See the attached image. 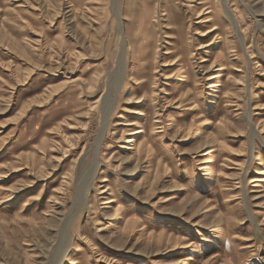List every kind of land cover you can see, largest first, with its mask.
<instances>
[{"label": "rangeland", "instance_id": "obj_1", "mask_svg": "<svg viewBox=\"0 0 264 264\" xmlns=\"http://www.w3.org/2000/svg\"><path fill=\"white\" fill-rule=\"evenodd\" d=\"M176 1L118 89L111 0H0V264H264V0Z\"/></svg>", "mask_w": 264, "mask_h": 264}, {"label": "bare ground", "instance_id": "obj_2", "mask_svg": "<svg viewBox=\"0 0 264 264\" xmlns=\"http://www.w3.org/2000/svg\"><path fill=\"white\" fill-rule=\"evenodd\" d=\"M165 4H162L163 5V7L166 9V11H167V14L168 13H170V15L171 16H173V15H176V17H177V13H178V11L180 10L179 9V4H178V2L176 1V0H162ZM171 2H173V3H171ZM221 2H222V6H223V11H224V13H225V16H226V19L228 18L229 20H230V22L232 23V24H235V26H238V23H236L237 22V17H236V14H235V12L233 11V9L231 8V6H230V2H229V0H221ZM111 3H112V8H113V11H114V13H115V16H116V18L118 19V21H119V24H120V29H121V43H120V47H119V49H118V53H117V72H116V80L118 81V89H120L121 88V86L122 85H124V83H126V81L129 79V78H135L133 75H132V73L131 72H134V71H132V68H130V64H129V59H130V56H131V43H130V41H129V39H128V35H127V28L126 27H129V28H132V29H130L129 30V32L131 33V34H133L134 32V30H135V28L133 29V27L131 26V18H129L130 17V15H132L131 14V10H129L130 12H127L126 13V17L127 18H124V16H123V12H122V10H121V8H120V3H119V0H111ZM246 6H247V8H250L246 3H244ZM189 5V4H188ZM191 6V5H190ZM192 6H193V10H196L195 9V6H194V4H192ZM206 7V6H205ZM146 12V11H145ZM144 12V13H145ZM171 12H174V14L172 15L171 14ZM169 15V16H170ZM129 16V17H128ZM141 16V15H140ZM179 16V15H178ZM142 17V16H141ZM184 17V16H183ZM142 19V18H141ZM148 19V18H147ZM184 19V18H183ZM168 21V20H167ZM174 21H176L175 19H174ZM128 23V25L126 26V24ZM169 24V23H168ZM178 24V23H177ZM184 24H185V22H184ZM231 24V25H232ZM212 26H214L213 24H212ZM144 27H145V25H144ZM152 27H154L153 25H152ZM140 29V28H139ZM237 29V28H236ZM151 30H154V28H152ZM150 30V31H151ZM179 30V29H178ZM237 31H238V29H237ZM146 32H148V31H146ZM143 33V32H142ZM184 34V33H183ZM185 35V34H184ZM184 35H183V37H184ZM222 35V34H221ZM148 36V35H147ZM185 36H187V35H185ZM223 36V35H222ZM181 38V37H180ZM148 39H149V37H148ZM187 40V39H186ZM129 41V42H128ZM144 41V40H143ZM141 43V42H140ZM148 43V42H147ZM146 43V44H147ZM185 43V42H184ZM146 46V45H145ZM148 50V49H147ZM146 50V51H147ZM147 53V52H146ZM150 54V53H149ZM152 54H153V52H152ZM217 54V53H216ZM140 56H141V54H140ZM142 56H146V55H143L142 54ZM139 57V56H138ZM137 59V58H136ZM144 59V58H143ZM135 62V66L136 67H138L139 66V63H137V61L135 60L134 61ZM131 72H130V71ZM135 70V69H134ZM115 97L113 96V97H108V99H106L105 100V108H104V119H105V121H104V125H103V129H104V126L107 124V121H108V118H109V115H110V113H111V109H112V107H113V105H114V103H115ZM97 157L95 156V158H94V161H93V166H94V168H93V172H94V174H96L97 173V171H98V164H97ZM92 175V174H91ZM94 176V175H93ZM93 178V177H92ZM92 178H91V180H92ZM87 188H88V185H85L84 187H80L79 188V190H78V194H77V196H76V200H78V196L80 195V194H82L83 192H85V191H87ZM109 199V198H108Z\"/></svg>", "mask_w": 264, "mask_h": 264}]
</instances>
